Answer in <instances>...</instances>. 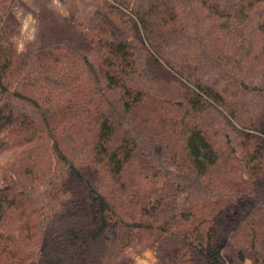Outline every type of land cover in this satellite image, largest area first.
Masks as SVG:
<instances>
[{"label":"trees","instance_id":"16d2710c","mask_svg":"<svg viewBox=\"0 0 264 264\" xmlns=\"http://www.w3.org/2000/svg\"><path fill=\"white\" fill-rule=\"evenodd\" d=\"M0 264H264V0H106L19 53L0 32Z\"/></svg>","mask_w":264,"mask_h":264},{"label":"rangeland","instance_id":"374dc122","mask_svg":"<svg viewBox=\"0 0 264 264\" xmlns=\"http://www.w3.org/2000/svg\"><path fill=\"white\" fill-rule=\"evenodd\" d=\"M106 0H0V32L17 49L40 48L57 36L84 28ZM20 53V52H19ZM22 150L0 152V185L8 169L18 167ZM133 264H161L158 254L148 250L134 257Z\"/></svg>","mask_w":264,"mask_h":264},{"label":"clouds","instance_id":"9594fccd","mask_svg":"<svg viewBox=\"0 0 264 264\" xmlns=\"http://www.w3.org/2000/svg\"><path fill=\"white\" fill-rule=\"evenodd\" d=\"M24 51V49L21 47L18 49V52L22 53Z\"/></svg>","mask_w":264,"mask_h":264}]
</instances>
